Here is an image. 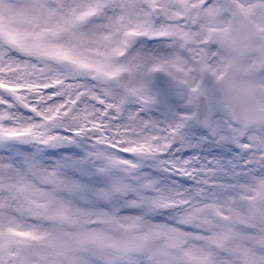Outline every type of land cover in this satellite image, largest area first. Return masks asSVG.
<instances>
[{
  "label": "snow or ice",
  "instance_id": "snow-or-ice-1",
  "mask_svg": "<svg viewBox=\"0 0 264 264\" xmlns=\"http://www.w3.org/2000/svg\"><path fill=\"white\" fill-rule=\"evenodd\" d=\"M237 0H0V264H264V128L219 106Z\"/></svg>",
  "mask_w": 264,
  "mask_h": 264
},
{
  "label": "rangeland",
  "instance_id": "rangeland-1",
  "mask_svg": "<svg viewBox=\"0 0 264 264\" xmlns=\"http://www.w3.org/2000/svg\"><path fill=\"white\" fill-rule=\"evenodd\" d=\"M237 8L248 9L250 14L239 17L238 23H242L248 28V40L244 44L246 53L240 64V70L236 74L235 84L241 90L248 91L255 96L261 111V119L258 124L250 128L261 129L264 128V66L262 65L264 56V0H237ZM236 24L234 23L231 28L229 39L219 45L222 53V70L224 71L222 78L235 69L236 55L233 43L240 36V29ZM243 130L241 128V131Z\"/></svg>",
  "mask_w": 264,
  "mask_h": 264
},
{
  "label": "water",
  "instance_id": "water-1",
  "mask_svg": "<svg viewBox=\"0 0 264 264\" xmlns=\"http://www.w3.org/2000/svg\"><path fill=\"white\" fill-rule=\"evenodd\" d=\"M218 102L225 104L233 114L236 123L242 126H252L259 119V110L253 96L250 94L239 93L237 90L232 89L227 93L218 94Z\"/></svg>",
  "mask_w": 264,
  "mask_h": 264
},
{
  "label": "flooded vegetation",
  "instance_id": "flooded-vegetation-1",
  "mask_svg": "<svg viewBox=\"0 0 264 264\" xmlns=\"http://www.w3.org/2000/svg\"><path fill=\"white\" fill-rule=\"evenodd\" d=\"M217 84V83H216ZM224 90L223 89H220V92H223ZM221 107V109L232 119L231 115L229 114V112L226 110L225 107L219 105ZM233 120V119H232Z\"/></svg>",
  "mask_w": 264,
  "mask_h": 264
}]
</instances>
